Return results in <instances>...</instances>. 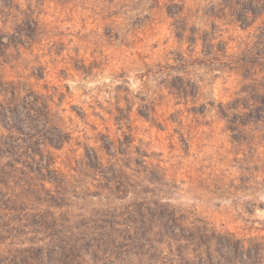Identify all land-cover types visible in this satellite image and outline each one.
<instances>
[{"label": "rangeland", "instance_id": "rangeland-1", "mask_svg": "<svg viewBox=\"0 0 264 264\" xmlns=\"http://www.w3.org/2000/svg\"><path fill=\"white\" fill-rule=\"evenodd\" d=\"M0 78V264H264V0H0Z\"/></svg>", "mask_w": 264, "mask_h": 264}, {"label": "trees", "instance_id": "trees-1", "mask_svg": "<svg viewBox=\"0 0 264 264\" xmlns=\"http://www.w3.org/2000/svg\"><path fill=\"white\" fill-rule=\"evenodd\" d=\"M33 23V22H32ZM23 29V25L21 26H16L15 30H22ZM213 60H219V59H213ZM21 86L17 83H4L1 78H0V93L1 91H9L12 95L13 101L15 100H19V90H20ZM238 249H240V254L242 253L243 256H245V254H249L250 252H254L255 254L258 253L259 249H260V245L259 244H250L247 248L244 246V244L240 245L238 247ZM240 263L242 264H259L260 260L259 258H257V256L254 257V260L251 262H247V260H245L244 258H242L241 256H239Z\"/></svg>", "mask_w": 264, "mask_h": 264}]
</instances>
